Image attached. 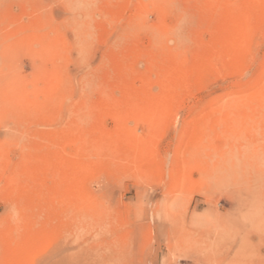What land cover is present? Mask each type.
<instances>
[{
	"label": "rangeland",
	"instance_id": "obj_1",
	"mask_svg": "<svg viewBox=\"0 0 264 264\" xmlns=\"http://www.w3.org/2000/svg\"><path fill=\"white\" fill-rule=\"evenodd\" d=\"M0 226V264H264V0H0Z\"/></svg>",
	"mask_w": 264,
	"mask_h": 264
},
{
	"label": "bare ground",
	"instance_id": "obj_2",
	"mask_svg": "<svg viewBox=\"0 0 264 264\" xmlns=\"http://www.w3.org/2000/svg\"><path fill=\"white\" fill-rule=\"evenodd\" d=\"M6 79V78H5ZM2 82V81H1ZM2 85V84H1ZM0 228H1V226H0ZM0 236H1V234H0ZM13 244H14V242H13ZM4 262V261H3Z\"/></svg>",
	"mask_w": 264,
	"mask_h": 264
}]
</instances>
